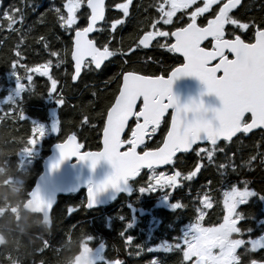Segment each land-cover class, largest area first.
I'll list each match as a JSON object with an SVG mask.
<instances>
[{
    "label": "snow or ice",
    "instance_id": "6c2138e0",
    "mask_svg": "<svg viewBox=\"0 0 264 264\" xmlns=\"http://www.w3.org/2000/svg\"><path fill=\"white\" fill-rule=\"evenodd\" d=\"M240 5L241 0H202V6L197 5V0H162L155 5L158 19L150 21L152 30H145L138 37L136 48H148L155 41L156 47L178 54L180 62L159 75L140 74L134 69L120 73L117 93L100 121L102 147L98 151H82L83 145L78 142L75 132H65L66 138L56 144L60 160L52 164V168L76 156L80 161H90L93 169L101 160L110 162L114 169L106 179L89 186L87 208L95 206L97 195L111 187L118 192L124 191L127 196L138 193L137 200L143 195L160 192L159 201L167 208L183 210L187 205L179 200L171 202L172 190L177 189L183 181H192L196 177L202 167L200 160L207 157L211 163L214 153L223 151V148L218 147V141L241 144L242 138L253 133V130H259L264 135V18L245 20L238 17L233 10ZM82 7L86 9L83 12L80 11ZM107 7L109 5H106L105 0H63L62 7L53 6L51 9L60 27L67 33L74 32L70 36V47L64 50V56L70 54L74 62V74L71 76L73 81L82 70L91 71L92 66L95 70H102V64L109 57L127 55L120 47L110 49L111 33L108 34L109 42L100 46H97L95 40L89 39V33L100 30L96 27L98 22L104 21L108 25L105 17ZM114 7L120 10L121 18L111 20L109 26L112 32L117 30L118 25L122 27L125 18L130 17L133 0L114 3ZM139 7L135 6L136 9ZM177 12H181V17L174 23L173 17ZM205 13H208L204 17L206 23H197V17ZM3 15L7 18L9 28L18 22L23 23V13L14 7L5 10ZM184 15L188 16V21L179 23ZM81 19L86 26L77 23ZM226 25L230 27L226 29ZM163 26L171 27L169 30H161ZM26 31L30 32L31 28ZM44 47L47 48L48 44L45 43ZM128 51L132 52L133 49L130 47ZM51 55L58 57L57 67L64 62L60 53L53 51ZM19 57L20 52H16L10 61V68L17 81V95L24 91L31 93L33 73H39L50 81L47 95L59 106H63L66 101L61 91L57 90L58 81L49 75L52 62L49 60L29 67L21 64ZM20 69L24 71L23 76L19 75ZM181 76L198 78L206 86L207 93H214L219 98L221 107L210 110L203 100L196 99L180 104L172 93V85ZM8 99L19 108L18 119L25 120L24 110L20 107L23 104L22 98L13 100L10 96ZM169 111L170 124L164 120L166 134L161 130V139L159 143L153 142L154 146L145 143L146 138L153 140L162 118ZM209 111L214 113L212 117H209ZM89 122L90 118L85 116L84 123ZM52 131L55 134L61 133V120L53 123ZM45 135L47 129L44 125L32 123L27 137L38 145ZM198 142H207L211 147L201 148ZM190 153H195L198 159L186 173L174 170L172 174H167L159 170L161 166L167 165L175 168L177 162L186 164V155ZM255 159V156H251L242 165L230 163L228 166L239 176L238 169L245 165L250 169ZM261 163H264V154H261ZM225 167V164L219 165L221 169ZM143 169H147V173L141 186L136 178ZM221 175L226 179L224 172ZM251 184L252 181L247 179L224 184L218 201L222 204V217L207 226L203 223V208H212V197L207 191L203 196L198 194L194 201L199 206L193 209V217L179 229L178 235L171 238V242L163 239L154 248L135 244L136 251L129 255L139 256L142 251H177L182 253L179 264H264V258L255 259L250 255L257 249L264 250V234L255 238L251 235L248 239L242 238L246 233L250 234L252 228L241 226L240 221L252 217L238 210L239 207L248 204L253 198L264 205V191L255 190ZM31 194L38 197L39 188ZM261 210L264 211V208ZM72 211L70 207L68 214ZM118 219L123 222L126 217L119 215ZM133 221L134 217L131 216L121 231V237H125ZM151 231L150 228L149 233ZM223 234L231 238L227 248L220 240ZM89 239L94 238L89 235ZM132 242V236L127 235L125 245H131ZM107 264H123V261L107 259ZM148 264H163V260L153 259Z\"/></svg>",
    "mask_w": 264,
    "mask_h": 264
},
{
    "label": "trees",
    "instance_id": "16d2710c",
    "mask_svg": "<svg viewBox=\"0 0 264 264\" xmlns=\"http://www.w3.org/2000/svg\"><path fill=\"white\" fill-rule=\"evenodd\" d=\"M59 5L60 3L54 0H50V2L46 0H0V88L6 89L13 80V78H10L13 73V69L10 68V61L15 57L16 52H20V63L27 64L29 67L44 64L45 59L51 57L53 51L60 53V55L64 53L63 47L65 45L59 39V23L55 13L51 10L53 6L59 7ZM10 7H14L23 13V23L18 22L12 28L8 27L7 18L3 15L4 11ZM259 7L261 8L259 9ZM240 9L242 19L254 18L260 20L264 18V0H260L256 5L252 4V0H244ZM146 21L145 19L140 22L137 21L136 24L130 26L125 33V44L133 41L137 36V31ZM29 28H31V31L27 32L26 30ZM45 43L48 44L47 48L44 47ZM110 71L103 73L97 80L88 79L83 82L85 85L91 83L93 88L88 87L82 95L76 97V101L73 102L74 108H67L64 117L67 127L76 126L80 122L81 113L86 114L94 123L105 112L113 90L105 89L103 92L101 89L104 83H110L113 74ZM19 75H24L23 69H20ZM23 83H26V81ZM48 88V84L33 85V91L20 105L24 113L32 118H45L48 116L38 110L39 106L45 105L44 100L47 98ZM93 92H96V98L93 97ZM25 94L26 91L23 93V97ZM11 107V110H5L4 113L0 114V157L15 154V144L11 142V139L20 137L24 132V129H10V125L14 123L13 119L19 115L17 105H11ZM95 133L94 131L90 141L92 147L98 145V140H94ZM159 141L152 140L148 143L154 146L153 142L159 143ZM232 143L231 148L228 146L231 143L222 142L218 145L219 148L227 149L226 154L222 156L219 153L213 158L210 163L213 167L208 168V173L202 177L201 181L208 179L211 183L218 181V183L226 184L229 181L235 182L237 179H247L252 181L251 186L255 190L264 191V163H261V154H264V135L257 132L243 137L241 144ZM251 156L256 157L251 168L249 169L246 165L240 167L238 169L239 176L237 173L232 172L231 167L228 166L230 163L238 166L242 165ZM229 157L232 158L231 161ZM195 162L196 159L192 156L189 157L187 163L183 164V169L189 168L191 170ZM220 164L226 165L224 170L226 179L224 176L221 177L217 169ZM38 174L39 172L33 174V181L29 183L25 192L19 195L9 187V185H12L9 180H16V178L25 176L21 172L0 170V210H3L0 212V264H72L75 257L81 252L84 240L88 239L89 235L104 241H109L108 239L113 237V255H126L125 237H121V231L124 230V225L131 218L129 209L124 208L121 211H116L114 205L110 209L104 207L90 212L85 208L84 199L81 200L78 196L67 198L61 196L51 215V227L42 222L40 215L23 212L21 206L26 202V194L31 192ZM7 183L9 185H6ZM217 186L218 184L214 183L210 189V196L216 202L219 201L218 199H220L222 193L221 188L213 192V189ZM215 201L213 202L216 204ZM252 203L255 205L256 201L251 202L249 205ZM155 205L156 202L149 203L145 201L138 206L159 218L162 225L158 232H166L170 229L169 225L172 226L175 215H172L169 210L155 209ZM69 207L76 209V213L69 215ZM188 207L190 206L188 205ZM14 209H20L19 223L16 221L17 215L13 211ZM104 211L109 212L108 216L102 215ZM245 212L250 213L254 210L247 209ZM191 213L192 211H188L187 214L191 215ZM218 213L217 210L216 214ZM96 214H98V217H95ZM119 215L126 217L123 223L118 221ZM213 216L216 215L213 214ZM110 218L113 221L110 222ZM139 221L138 225L135 228H130L129 231L135 237L130 253L136 251L135 244L140 245L143 243L144 237L138 232L145 233L147 231L149 217H143ZM117 250H120V253ZM250 255L252 258H256L252 253ZM145 258H147V255H130L128 256L129 262L124 264H144ZM171 259L174 261L176 257ZM166 262L168 263L169 259H166Z\"/></svg>",
    "mask_w": 264,
    "mask_h": 264
},
{
    "label": "flooded vegetation",
    "instance_id": "af4514ba",
    "mask_svg": "<svg viewBox=\"0 0 264 264\" xmlns=\"http://www.w3.org/2000/svg\"><path fill=\"white\" fill-rule=\"evenodd\" d=\"M46 1L50 2V0H46ZM54 1L59 2L60 3L59 7H62L63 0H54ZM259 1L260 0H252V4L256 5ZM120 2H123V0H105L106 5H109V7H107L105 11V17H106V20L108 21V25H106L104 21L99 23L96 27L97 29H100V30L98 31L95 30L93 34L89 36V39L95 40L97 42V46H100L102 43L109 42L108 34L111 33V39L109 42L110 49L113 47H120L123 50V52L127 53V55L120 56L118 54L117 57H109L108 60H106L104 64H102L101 66L102 70H95L94 66H92L93 70L91 71L83 70L80 78L78 79L76 83H74L73 80L71 79V76L74 74V62L71 60L70 54L67 55L66 57L64 56V53L60 55L61 57L64 58V62L61 63L59 67L56 66L58 57L51 55V57H48L47 60L45 59L44 63H46L49 60L52 62L51 66L49 67V75H51L53 79H56L58 81L57 90L61 91L66 102L63 106H59L50 95L46 94L47 98L44 100L45 105L39 106L38 110L42 112L43 114H47L48 116H46L45 118L44 117L32 118L28 116L26 113H24L25 120L18 119L19 115L13 119L14 123L10 125V129H15V130L24 129V132L22 133L20 137L18 138L14 137L11 139L12 140L11 142H14L15 144V148H16L15 154L14 155L7 154L3 157H0V170L1 171H11V172H21V174L25 176V177L22 176L20 178H16V180L20 179L22 181L21 183H18L15 185L14 183L9 181V183L12 185H9L8 183L6 184V185H9V187L14 191V193L19 194V195L23 194L25 192V189L29 185V183L33 181V174L36 172H39L38 174L39 176L42 173L43 163L45 159L51 154L52 147L56 146L58 142H61L63 139L66 138L64 135L65 132L67 133L75 132L77 134L78 142L83 145L82 151H98L100 147H102L100 143V137H101L100 121L102 119V114L104 112L101 114L99 119H96V121H94V123H92V121L90 120L88 124H85L84 117L87 115L84 113H81V116L79 118L80 122L74 127L72 126L67 127L64 122V117L66 115L65 111L67 110L68 107L74 108L73 102L76 101V97L79 95H82V93L85 90H87L88 87L93 88L91 83H88V85L83 84L85 80H88V79L97 80V78L102 76L103 73L107 72L108 70H111L110 72L113 74H112V79H110L111 80L110 83L109 84L104 83L103 88L100 87L102 88L101 90L103 92L105 89H108L110 91L113 90L111 100L108 103V106H109V104L113 101L114 95L117 93V88L119 86L118 78L122 71H129V70L134 69L140 74L155 73L159 75V74H164L165 70L169 69L170 66H175L177 63L180 62L181 58L179 57L178 54L169 53L166 49L156 47L155 41H153V43L148 48H143V47L136 48V42L138 40V37L141 36L145 30H152L150 21L158 19V11L155 5L161 3L162 0H133V7L130 8V17L125 18V23L123 24L122 27L118 25L117 30L115 32H112L109 26L111 20L121 18L120 10L114 7V3H120ZM136 5H139L140 7L136 9L135 8ZM261 7H259V9ZM213 8H215V5H213ZM85 10L86 9L82 7L80 11L83 12ZM240 10L241 9L238 8V9L233 10V12L236 13L238 17L242 18ZM62 11H65V10L62 9ZM209 11L211 12L212 9H210ZM205 16H208V13H205L203 16H200V18H198L197 20V23H202V22L206 23V21L204 20ZM178 17H181V12H177L176 16L173 17L174 23L177 22ZM208 18H211V17L209 16ZM144 19L147 21L145 22L143 26L139 28V30L137 31V36H135V38L133 39L131 43L125 44L124 42L126 38V35H125L126 31L130 28L132 24H136L137 21L140 22V21H143ZM188 19H189L188 16L184 15L183 19L179 21V23L186 22L188 21ZM77 23L81 24L82 26H86V24L84 23L82 19L78 20ZM170 27L171 26H163L161 30H169ZM229 27L230 26L226 25V29H228ZM58 28L60 30L59 39H61V41L64 43L65 47L63 48L65 50L66 48L70 47V36L74 35V32L67 33L64 31L63 28L60 27V25L58 26ZM157 39H161V38H157ZM161 42H163V40H161ZM206 43L207 42H205V44ZM130 47L133 49L132 52L128 51ZM22 81L24 82V80ZM45 84L46 85L48 84L50 87V81L48 80L46 76H42L40 74L33 76V85L41 86ZM27 96H29L28 91H26V94L24 97L22 94V96L17 99L23 98L22 100L23 102ZM93 97L96 98V92H93ZM17 99L15 98L14 100H17ZM50 100H53V101H50ZM140 102H142V98ZM0 104H1V99H0ZM51 108L56 109V116L53 121L50 120V115H49V111ZM1 113L2 112H0V114ZM59 120H61L62 131L61 133L55 134L52 131V125L54 122H58ZM164 120H167L170 124V111L166 112L165 117L162 118L161 126L157 130V133L153 136V140L161 139V135H160L161 130H163V132L166 134L167 129L164 126ZM0 122H1V119H0ZM39 122L46 123V125L49 128V133L47 136H44L39 143V152L36 153L37 158L35 159L33 156L32 157L27 156V158L29 159L22 161L21 152L24 150L32 149V142L27 137L31 124L32 123L37 124ZM94 131L96 132L94 140L95 141L98 140V143H97L98 145L95 147H92L91 146L92 144L90 143V141H91V137ZM126 133H127V129H126ZM151 141L152 140L146 139V143L151 142ZM199 147L207 148L210 146L205 144ZM191 156L197 161L198 158L196 157L195 153H190L189 155H186V160L189 159V157ZM76 161L77 159H73L71 162L74 163ZM200 163L202 164L201 170L197 173L196 177H194L192 181H183L177 189L172 190V196L170 197L171 202L175 203L177 202V200H179L182 204L187 205V208L183 210H171V209L163 208L165 210H169L172 215H175L173 217L174 222L172 224V227L166 232H158L162 225V221L159 218L151 215L150 212L138 206L139 204L144 203L145 201L149 203L156 202V204H158L159 197L161 195L160 192L152 193L150 195H143L141 196L139 200L136 199V196L138 195V193H133L131 196L122 194L118 197L116 201L108 204L105 207L110 209V208H113V206L115 205L114 209L116 211H121L124 208L129 209L131 212V216L134 217V221L132 222L131 228H135L138 225V222H140L139 220L140 219L142 220L143 217H149V221L147 223V231L145 233L138 232L140 235L144 237L143 243L140 245L144 246L145 248L147 247L154 248L157 244H160L163 239H168L171 242V238L178 235L179 229L183 225L188 223L190 218L193 217V209L199 206L198 202L194 201V197H196L198 194L200 196H203L205 191L209 192V195H210L211 194L210 189L212 188L214 183H217L218 186L213 189V192L216 191V189H220V188L223 191L224 183L222 182L218 183L217 181V182H212L211 184H209L208 179L201 181L202 177H204V175L208 173V168L213 167V166L210 165L208 160L205 158L200 160ZM217 169L219 170L220 174L224 172L225 170V169L219 168V166L217 167ZM159 170H163L165 172L170 171L172 174L174 170H178V171H182L186 173L190 169L189 168L183 169V164L177 162L175 168H173V166L170 165L164 169L160 168ZM146 173H147V169H143L140 176L136 178V180L141 186L143 184V179H146V175H145ZM86 191L87 189H84V190L79 191L78 193H71L67 196H62V197L67 198V197L78 196L80 197L81 200L84 199V202H85L84 205H85L86 200H87ZM28 194H26V197H27L26 201L28 200ZM220 199L218 200L220 201ZM212 200L215 201L214 199ZM213 201H212V208H208L207 211L205 212V218L203 221L205 226L218 222L219 219L222 217V204H219L218 202L215 201L217 204L216 206V204ZM24 204L21 206V209L23 212H25ZM188 205L191 208L188 207ZM102 208L104 207L90 210V212L99 210ZM262 208H263V205L258 200H256L255 205H253L252 203L251 205L246 204V205H241L239 207L238 210L244 212L247 216L252 217L247 220L240 221L241 226L252 228V232L250 234L246 233L242 238L248 239L249 235L255 238L261 234H264V223H260V221H264V211L261 210ZM155 209H159V208H156V205H155ZM247 209H250V210L253 209L254 212H250V213L245 212ZM141 210L143 213L142 215L140 212ZM217 210L219 211L218 214H216ZM2 211L3 210H0V212ZM13 211L16 212V215H17L16 221L17 223H19L20 217H21L20 209H14ZM76 211H77L76 209H73L71 214L76 213ZM188 211H192L191 215L187 214ZM108 214L109 212L107 211H104L102 213V215H106V216H108ZM213 214H215L216 216L214 217ZM95 217H98V214H96ZM109 221L111 222L113 220H111L110 218ZM118 221L121 222L120 220ZM157 221L158 223H156ZM150 228L152 229L151 233H149ZM129 231H130V228L125 232V239L127 235H130L132 236L133 242H134L135 237L132 235V233H129ZM93 238H94L93 240H90L89 238L84 240V244L88 242L89 245L95 248L94 250L97 252H98V247L103 245L104 249H102V259L97 260L98 264H107V259H119L123 261V264L129 262L128 256H130L129 253H130V250H132L133 242L131 245H128V246L125 245L126 255L124 254L113 255V249H112V242L114 241L113 237H110V239H108L109 241L101 240L98 237H93ZM228 239L229 240H226V239L223 240L222 244L225 248L229 247V244H230L229 242L231 238L228 237ZM84 244L82 245L81 252L75 257V259L81 255ZM117 251L118 253H120L119 252L120 250H117ZM238 251H241V250H238ZM252 254L256 256L255 259L264 258V250L262 249H257V251L252 252ZM144 255H147V258H145L144 260V264H148L149 261L153 259H157V258L162 259L163 264H179V261L182 257V253H179L177 251L168 252V253H165L163 251H154V252L142 251L139 256H144ZM171 258H174L175 260L173 261ZM166 259H169L168 263L166 262Z\"/></svg>",
    "mask_w": 264,
    "mask_h": 264
},
{
    "label": "water",
    "instance_id": "95a60500",
    "mask_svg": "<svg viewBox=\"0 0 264 264\" xmlns=\"http://www.w3.org/2000/svg\"><path fill=\"white\" fill-rule=\"evenodd\" d=\"M243 1L244 0H241V5ZM241 5L238 6V8L241 7ZM101 22H98V24ZM93 32L89 33V36L93 34ZM81 74L75 81H73L74 83L78 81ZM219 74L222 73H218V75ZM172 93L178 99L180 104H185L192 99H196L203 100L205 106L210 110L221 107V101L219 98L214 93H207L206 86L194 76H181L176 79L172 85ZM188 115L189 118H191V113ZM208 115L209 117H212L214 113L209 111ZM257 132L260 131L253 130V133ZM253 133H249L248 135ZM123 136L124 134H122V138ZM233 140H235V138H233ZM222 142L224 141H218V145ZM205 144L211 146L207 142H198V146H203ZM194 147H196V145H194ZM137 150L139 151V148ZM73 159H77V161L72 163L71 161ZM58 160H60L59 150L56 148V146H53L51 154L45 159L43 163V171L37 177L34 187L28 194V200L24 204V210L26 213L40 215L42 217V222L48 227H51L52 225L51 215L58 204L59 197L67 196L71 193H78L84 189H87V197L88 188L90 185L100 183L114 171L111 163L106 160L99 161L95 169H93L91 167L90 161H80L76 156L65 159L60 163L59 167L52 168V164L56 163ZM168 166L170 165L161 166L160 168L164 169ZM37 187L39 188L38 197L31 194L32 191L37 189ZM122 194H125V192L122 190L118 192L115 189L109 187L105 192L99 193L97 195L95 206L89 209L85 204V208L87 210H93L105 207L108 204L116 201Z\"/></svg>",
    "mask_w": 264,
    "mask_h": 264
},
{
    "label": "rangeland",
    "instance_id": "374dc122",
    "mask_svg": "<svg viewBox=\"0 0 264 264\" xmlns=\"http://www.w3.org/2000/svg\"><path fill=\"white\" fill-rule=\"evenodd\" d=\"M197 4H199V6H202V0H197ZM198 18H200V16L199 17H197V20H198ZM37 74H39V73H33V76H35V75H37ZM10 78H13V80H11V84L6 88V89H2V88H0V99H1V104H0V112H2V113H4L5 112V110H11V102L9 101V97L11 96L12 98H13V100L16 98H20L21 96H22V94H23V92L22 93H19V95H17V89H16V84H17V81H16V77H15V75L12 73L11 75H10ZM23 82V81H22ZM49 115H50V120L51 121H53L54 120V118H55V116H56V109L55 108H51L50 109V111H49ZM49 120V121H50ZM37 124H42V125H44L45 126V128L47 129V135H48V133H49V128H48V126L46 125V123H41V122H39V123H37ZM47 135H45V136H47ZM231 144H228V146H229V148H231L232 146H233V143L232 142H230ZM211 147V146H210ZM210 147H207V148H210ZM226 150L227 149H223V151L221 152V151H217V152H215L214 153V157L217 155V154H221L222 156H224L225 154H226ZM39 152V144L38 145H36V144H34V143H32V149H28V150H24V151H22L21 152V158H22V161L23 160H28L29 158H27V156L28 157H34L35 159L37 158V155H36V153H38ZM205 159H207V157H204ZM167 174H171V172L170 171H168V172H166ZM10 182H12V183H14L15 185L16 184H18V183H21L22 181L20 180V179H18V180H15V179H11V180H9ZM161 194V193H160ZM256 200H255V198H253V200H251V201H249V203L248 204H250L251 202H255ZM201 207V206H200ZM156 208H160V209H163V208H167L163 203H161L160 201H159V203L158 204H156ZM167 209H169V208H167ZM204 210V212H206L207 211V209L208 208H203ZM141 212V215L143 214L142 213V210L140 211ZM16 213V212H15ZM228 235L227 234H223L221 237H220V240H221V242L223 243V240H229L228 239ZM0 242H1V238H0ZM230 243V242H229ZM95 248H93V247H91L90 245H89V243L87 242V243H85L84 244V246H83V250H82V253H81V255L78 257V258H76L74 261H73V263L72 264H85V261H84V257H86L87 256V254L89 253V252H92L93 254H94V256L96 257V259L97 260H101L102 259V249H104V247H102V246H100V247H98V252L97 251H95L94 250Z\"/></svg>",
    "mask_w": 264,
    "mask_h": 264
},
{
    "label": "clouds",
    "instance_id": "9594fccd",
    "mask_svg": "<svg viewBox=\"0 0 264 264\" xmlns=\"http://www.w3.org/2000/svg\"><path fill=\"white\" fill-rule=\"evenodd\" d=\"M85 264H98V261L92 252H89L86 257H84Z\"/></svg>",
    "mask_w": 264,
    "mask_h": 264
},
{
    "label": "bare ground",
    "instance_id": "6f19581e",
    "mask_svg": "<svg viewBox=\"0 0 264 264\" xmlns=\"http://www.w3.org/2000/svg\"><path fill=\"white\" fill-rule=\"evenodd\" d=\"M240 8V7H239ZM28 36V35H27ZM146 66V65H145ZM157 70V69H156Z\"/></svg>",
    "mask_w": 264,
    "mask_h": 264
}]
</instances>
